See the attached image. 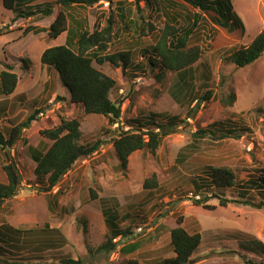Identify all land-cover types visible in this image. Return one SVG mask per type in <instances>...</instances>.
I'll return each mask as SVG.
<instances>
[{
    "label": "rangeland",
    "instance_id": "374dc122",
    "mask_svg": "<svg viewBox=\"0 0 264 264\" xmlns=\"http://www.w3.org/2000/svg\"><path fill=\"white\" fill-rule=\"evenodd\" d=\"M230 1L243 32H225L210 22L208 14L186 0H113L109 4L100 1L73 7L71 16L80 20L89 32L103 28L111 19L113 38L107 53L127 52L130 56L125 73L120 64L116 68L92 63L116 83L109 99L120 102L121 118L119 124L110 125L106 118L86 115L79 105L69 102L68 96L65 98L66 90L56 86L60 83L58 78L56 82V72L40 65V59L35 60L39 47L32 45L36 48L32 58L28 55V60L23 59L28 63L21 64L16 57L15 52L29 51L35 38L40 44L53 41L46 39L45 33L59 10L55 0L30 1L32 6L51 4L53 13L44 19L16 18L17 14L3 8L0 0V72L10 68L17 76L12 95L3 96L0 92V106L9 105L5 110L15 109L13 116H16L10 119L3 114L1 132L7 135V129L39 111L36 120L22 131L26 143L15 144L9 150L21 176V189L0 205V233H8L12 226L37 231L40 236L45 224V233L58 229L65 240L58 236L61 246L55 247L59 242L51 233L53 248L43 252H36V247L19 250L9 246L11 241L7 240V247L0 245L3 264H64L66 259L80 260L82 264H124L127 260L161 264L174 257L169 233L178 218L188 233L201 235V243L188 264H245L260 259L242 244L254 237L264 244V206L250 205L264 203V188L254 185L264 169V52L253 64L239 68L228 58L264 30V0ZM165 23L179 32L194 25L188 46L201 51V59L192 66L186 84L189 93L179 91L177 97L170 95L175 74L166 71L160 75L155 70L153 77L147 65L150 47ZM33 27L43 32L24 38L34 31ZM26 28L30 31L24 33ZM64 37L65 33L56 40ZM207 91L212 92L211 99L199 101ZM230 94L235 96L234 103L222 105L220 101ZM150 114H162L164 119L178 116L181 123L175 133L163 137L154 156L136 151L122 171L112 148L117 127L128 130L124 124L129 120L151 121ZM60 119L79 121L83 143L99 140L102 144L92 156L78 160L56 187L44 193L43 188L34 185L32 172L36 163L27 147L44 151L51 141L39 132L56 127ZM224 125L232 133L226 138H216ZM198 130L204 134L193 142L192 135ZM207 130L214 131L213 137L205 133ZM180 150L182 156L176 163ZM213 168L232 172V187L212 186L209 174ZM152 175L156 177L157 188L144 191L142 184ZM2 181L5 182V176L0 164ZM195 185L199 186L198 193ZM199 196L206 197V204L215 209L195 206L193 202ZM217 198L227 200V205L220 207ZM107 208L115 217V226L122 231L127 229L128 233L117 238L113 252H96L109 237L107 229L114 228L111 222L104 224L106 216L102 210ZM20 240L26 241L27 236H21Z\"/></svg>",
    "mask_w": 264,
    "mask_h": 264
},
{
    "label": "trees",
    "instance_id": "16d2710c",
    "mask_svg": "<svg viewBox=\"0 0 264 264\" xmlns=\"http://www.w3.org/2000/svg\"><path fill=\"white\" fill-rule=\"evenodd\" d=\"M31 0H2L3 8L17 14L16 18L44 19L53 13V7L49 3L28 6ZM100 1L111 3L113 0H55V4L59 7L54 15L53 21L46 30L48 39H56L61 34L66 33L65 42L61 46L51 47L43 51L40 56V64L47 68L53 69L57 75L60 84L66 90L69 102L79 105L84 114L98 115L107 119L110 125L119 124L121 118V104L109 99V94L115 88V81L104 73L96 70L92 63L98 65L111 64L118 68L119 64L125 73V69L129 66L130 56L127 52H116L108 54V48L111 43L112 36V20L108 18L106 24L101 29H93L89 32L83 27L80 20H77L70 11L73 7L91 6ZM137 1V0H136ZM185 1V0H184ZM193 7L208 14L209 20L215 26L225 30L227 33L236 31L243 32V25L240 19L234 14L230 0H186ZM34 10V11H33ZM194 25L189 29L177 30L175 26L165 23L154 46L150 47V59L147 64L149 72L154 77V71L157 70L160 75L164 72H173L177 75V80L171 87L170 95L177 97L179 91L189 93L186 85L189 80V74L192 66L201 59V51L198 47H189L188 38L193 32ZM26 28L24 33L30 31ZM38 31H43L39 29ZM264 52V30L258 33L248 46L240 47L233 51L228 58L236 67H244L257 61ZM160 80V76L156 77ZM186 80V82H185ZM17 84V76L11 72L10 68L0 72V92L3 96L13 94ZM212 92L207 91L203 96L199 97V101H209ZM197 99H195L196 101ZM235 96L230 94L227 99H222V105H232ZM33 105V104H32ZM39 111H34L21 123L11 126L7 129V135L0 130V164L1 170L5 176V182H0V205L5 201L16 196L21 189V179L16 168V164L9 156V150L15 144L26 143L21 137L22 131L27 129L32 121H35ZM151 121L145 119L129 120L124 125L128 130L117 127L118 135L112 140V148L115 152L118 167L125 171L128 163V157L136 151H144L155 155L159 148L163 137L176 132V128L181 120L178 116H171L167 119L162 114H150ZM158 119L161 122H155ZM135 121V124H134ZM214 126V125H212ZM219 134L216 138L228 137L232 130L226 129V125L221 126ZM210 135L214 134L211 130L205 131ZM202 130H198L192 135L193 142L196 141ZM39 135L51 141V144L44 150L40 151L31 146L27 147V153L36 163L32 172L34 185L43 188L44 193H48L52 188L56 187L62 178L72 169L74 164L81 159H86L96 153L102 142L97 140L93 143H83L81 140L80 123L77 119H60V123L52 128L39 132ZM183 150H180L176 156L175 162H180ZM2 153V154H1ZM210 183L216 189H226L232 187L234 183V175L224 168H213L210 170ZM21 178V176H20ZM256 187L264 188V169L261 170L260 177L254 182ZM142 188L144 191H153L157 188L155 175L145 179ZM198 193V188L195 189ZM197 195V194H196ZM92 197V193H90ZM220 207H225L227 200L217 198ZM208 199L200 197L194 201L195 206L204 209L214 210L215 206H208ZM250 204L251 202H245ZM253 207H262L264 203L250 204ZM108 222L114 226L110 230V236L107 241L102 244L96 252L104 251L106 253L113 252L116 243L113 239L127 235L125 231L119 230L115 226V217L109 215ZM182 219L176 220V227L170 230L169 240L170 247L174 253V257L163 260L161 264H188L192 255L198 249L201 243V235L199 233H188L182 227ZM110 226V224H109ZM50 235L56 234L63 238L58 229L51 230ZM31 231V230H30ZM29 234L28 231L16 230L9 227L8 233H0V245L8 246L7 240H10L9 246L21 249L20 237ZM28 240V239H27ZM64 240V238H63ZM29 241V240H28ZM52 239L45 237L40 246H36V252H43L53 248ZM65 241V240H64ZM27 241H25L26 243ZM15 243V244H12ZM33 244V243H32ZM245 249L252 252L260 259L257 261H247L245 264H264V244L256 239L250 240ZM56 247V246H55ZM0 264H3L0 261ZM64 264H82L80 260H64ZM124 264H138L134 260H127Z\"/></svg>",
    "mask_w": 264,
    "mask_h": 264
},
{
    "label": "crops",
    "instance_id": "0c3cea01",
    "mask_svg": "<svg viewBox=\"0 0 264 264\" xmlns=\"http://www.w3.org/2000/svg\"><path fill=\"white\" fill-rule=\"evenodd\" d=\"M33 2V1H32ZM32 2H29V4H27L28 6H32L31 5V3ZM36 5H38V4H36ZM13 14V13H12ZM40 29V28H39ZM37 27H33L32 28V30H34L33 32H31V34L28 36H26V37H24V38H31V37H37V34H35V33H38V34H40L41 32H43V31H38L39 30ZM45 33V32H44ZM46 34V33H45ZM36 35V36H35ZM46 36H47V34H46ZM23 38V39H24ZM65 38H66V33H65V37H64V39L62 40V38H60V40H56V39H54L53 41H50L48 44H40V42L39 41H37L36 40V38L35 39H33V40H31V45H30V47H29V51H27V50H24V49H22V51H19V52H15L14 50H12L13 52H15L17 55H16V57L20 60V62H21V64H24V63H28V59H27V57H28V55H29V57H31V55L32 54H34L35 53V50H36V48L37 47H39L40 48V51L39 52H37V50H36V54H34L35 55V57H36V59L35 60H37V59H40V56H41V54L43 53V51L44 50H46V49H48V48H51V47H56V46H61V45H63L64 44V42H65ZM23 39H21L20 41H23ZM46 39H48V37L46 38ZM44 40V39H43ZM20 45V44H19ZM32 45H35L36 46V48L35 47H33ZM33 52V53H32ZM11 57H13V56H11ZM24 57V58H23ZM26 57V58H25ZM32 58V57H31ZM23 59H27V60H23ZM41 65V64H40ZM43 66V65H42ZM41 69V68H40ZM45 71V73L46 74H48L49 72H47V70H44ZM56 74V73H55ZM54 74V76H55V79H56V82L58 81V77H57V74L55 75ZM175 74V73H174ZM175 77L177 78V75L175 74ZM175 78V79H176ZM177 80V79H176ZM56 82H54V83H56ZM57 85V87H58V89L59 90H62V86H60V83H56ZM59 84V85H58ZM45 90V89H44ZM66 96H65V98L66 99H68L67 98V94H65ZM9 105H7V106H5V105H3V106H0V121L1 120H3V114H8L7 116H8V118H10L11 119V117H13L14 119L16 118V116H13V114H14V112H15V109H13V110H10V109H7V110H5V108H7ZM11 116V117H10ZM8 118H4V119H8ZM12 118V119H13ZM23 120H21L20 122H18V123H16V124H19V123H21ZM16 124H14V125H16ZM248 150H250L249 148H248ZM132 155V154H131ZM130 155V156H131ZM129 156V157H130ZM129 157H128V159H129ZM35 168V167H34ZM34 170V169H33ZM37 186V185H36ZM194 188L195 189H197V188H199V186H197V185H195L194 186ZM116 201V200H115ZM109 202V201H108ZM107 202V203H108ZM104 212V216H106L105 218V221H104V224L106 225V223L108 222V220L109 219H107V217H109V215H110V212H109V208H107V210H105V211H103L102 210V213ZM29 223H30V221L29 220H27ZM28 224V223H27ZM12 227V226H11ZM44 227H45V224H43V226L41 227V229H40V232L42 231V229H44ZM13 229H16V230H20L19 228H14V227H12ZM50 229H51V227H50ZM107 229V228H106ZM108 230V235L110 236V230L111 229H107ZM28 232H29V234H27L26 236H27V239L29 240H26L27 242L25 243V241H20V242H22L21 243V246H22V249H26V250H34V248H35V245L37 246H40L41 244H42V240L45 238V237H50V235H46V234H44V233H41V235L39 236V232H33V230H27ZM38 237H40V238H42L41 240H36ZM52 238H54L57 242H59L58 244H54V246H61V240L59 239V237L56 235V234H53V236H52ZM117 238H120V237H117ZM117 238H115V239H113V243H116V242H114V240H117ZM33 243V244H32ZM70 260V259H69Z\"/></svg>",
    "mask_w": 264,
    "mask_h": 264
},
{
    "label": "built area",
    "instance_id": "2783aa9c",
    "mask_svg": "<svg viewBox=\"0 0 264 264\" xmlns=\"http://www.w3.org/2000/svg\"><path fill=\"white\" fill-rule=\"evenodd\" d=\"M116 240H114V242H115Z\"/></svg>",
    "mask_w": 264,
    "mask_h": 264
},
{
    "label": "clouds",
    "instance_id": "9594fccd",
    "mask_svg": "<svg viewBox=\"0 0 264 264\" xmlns=\"http://www.w3.org/2000/svg\"><path fill=\"white\" fill-rule=\"evenodd\" d=\"M106 3H108V2H106ZM109 4V3H108Z\"/></svg>",
    "mask_w": 264,
    "mask_h": 264
},
{
    "label": "water",
    "instance_id": "95a60500",
    "mask_svg": "<svg viewBox=\"0 0 264 264\" xmlns=\"http://www.w3.org/2000/svg\"><path fill=\"white\" fill-rule=\"evenodd\" d=\"M19 179H20V176H19Z\"/></svg>",
    "mask_w": 264,
    "mask_h": 264
}]
</instances>
